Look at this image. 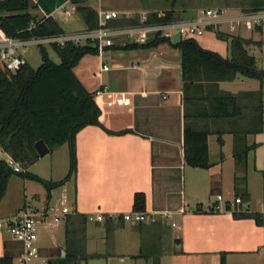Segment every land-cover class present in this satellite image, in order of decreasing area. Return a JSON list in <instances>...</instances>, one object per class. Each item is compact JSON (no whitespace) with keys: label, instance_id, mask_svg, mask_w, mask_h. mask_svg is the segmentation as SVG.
<instances>
[{"label":"crops","instance_id":"crops-1","mask_svg":"<svg viewBox=\"0 0 264 264\" xmlns=\"http://www.w3.org/2000/svg\"><path fill=\"white\" fill-rule=\"evenodd\" d=\"M31 1V13L37 17L52 15L58 21L55 9L70 0ZM102 2L97 0V6H93L86 0L96 11L115 9ZM115 10L140 13L157 9ZM67 19L65 14L61 18L63 22ZM82 28L84 25L78 29ZM242 35L262 40V34ZM73 71L97 97L99 124L85 125L76 132L75 173L50 191L48 202L72 204L69 214L74 222L76 214L105 216L102 221L86 219L85 252L98 255L78 259L77 264H153L156 258L158 264H220V253L224 254L225 264H264V110L262 130L246 135V143L254 146L248 150L244 166L235 162L233 136L226 130V119H194V127L212 130L208 134L210 165L191 166L183 156L180 51L172 42L161 40L145 47L107 46L101 54L83 55ZM245 78L251 77L238 74L219 81L218 86L238 92L258 89L262 84L256 79L254 85ZM216 129H225L221 143ZM228 137L231 148L226 151ZM66 153L63 175L46 179L57 180L65 175L68 148ZM234 176L244 177L248 211L258 212L261 223L250 216H234L232 206L227 209L225 203L236 196ZM21 181L24 190L19 200L11 208L0 209V218L15 214L26 204L40 207L46 203V191L43 199L34 194L32 201H26L27 180L23 177ZM135 192L143 193V210L133 208ZM219 193L222 200L218 204L225 209L212 211L210 204ZM134 211L142 212L143 220L118 218ZM65 222L66 218L48 228L42 225L51 238L50 243H37L45 264L48 260L50 264L64 261ZM174 238L180 239V251L173 250ZM141 250L147 257L139 255ZM21 252V243L0 230V255L14 260Z\"/></svg>","mask_w":264,"mask_h":264},{"label":"trees","instance_id":"trees-1","mask_svg":"<svg viewBox=\"0 0 264 264\" xmlns=\"http://www.w3.org/2000/svg\"><path fill=\"white\" fill-rule=\"evenodd\" d=\"M75 5L84 28H93L98 24L95 8L86 0H70ZM164 10H147L145 22H162L176 18V0H168ZM34 5L31 0H0V32L4 36L28 38L63 32L62 27L52 15L37 17L31 13ZM240 10L257 9L264 6V0H241ZM198 9L180 17H191ZM139 21L138 13L132 16L122 15L108 20L109 24H134ZM217 36L228 40L229 55L223 56L217 51L202 47L194 36H186L174 44L180 51V70L183 100V156L191 166L209 167L208 127H194V119H226V130L232 133V154L237 165L244 166L248 150L254 144L246 143V135L258 133L263 126V100L261 87L255 90L238 92L219 88L218 82L231 80L236 75L264 79V69L259 68L255 56L248 51V45H260L243 35H229L216 32ZM168 41L159 37L149 44H128L124 47L150 46L157 41ZM59 57L54 62L44 46H40V64L32 67L26 60L14 70H9L0 60V144L21 166H28L39 157L34 142L41 138L49 151L66 143L68 148V169L57 180L43 178L27 170L14 171L0 159V200L5 194L7 183L13 173H20L40 182L46 191V203L50 191L62 185L76 169L75 134L85 125L99 124L100 109L94 92L87 90L75 75L73 67L87 53H97L92 42L76 43L67 41L63 45L50 44ZM225 129H216L218 141ZM236 196L242 201L248 199L244 177L234 176ZM227 209L229 208L226 206ZM133 208L144 209L142 192H135ZM236 217H253L261 223L258 212H236ZM75 222L71 214L65 222V264H77L78 259H87L98 254H89L84 248V228L86 216L76 214ZM118 218L122 219L121 216ZM110 234L107 228V237ZM145 256L143 250L139 253ZM9 256L0 255V264H12ZM153 264H158L157 258ZM220 264H225L224 254L220 253Z\"/></svg>","mask_w":264,"mask_h":264},{"label":"built area","instance_id":"built-area-1","mask_svg":"<svg viewBox=\"0 0 264 264\" xmlns=\"http://www.w3.org/2000/svg\"><path fill=\"white\" fill-rule=\"evenodd\" d=\"M64 14L69 16L71 12L64 10ZM135 12L118 11L115 9H100L97 11L98 24L93 28H82L78 30L63 31L47 35L31 36L28 38H18L12 36L0 37V60L9 70H14L25 61L18 46L25 50L27 44H57L63 45L67 41L76 43L92 42L97 46V53L101 54L105 47L119 44H143L147 39V33L152 32L156 38L166 37L171 40L175 32H179L180 38L201 34L205 29H212L215 32H223L229 35H242V31L249 34L264 33V6L251 9L240 10L220 6L203 7L197 10L191 17H180L162 22H145L146 12H140L139 21L134 24H109L108 20L117 19L122 15L132 16ZM106 69L107 65L102 64ZM0 159L4 160L12 170L21 171V165L0 144ZM222 200V195L216 194V201L210 204V210L220 211L225 209L218 204ZM228 206L233 211L244 212L248 210V205L239 196H235L232 202L227 201ZM72 204L64 201H49L40 207L26 205L23 210L15 214L0 218V230H5L9 235L19 241L22 245V252L12 264H45V259L40 260L39 246L36 243L38 224L41 223L48 228L55 223L64 220L72 211ZM234 206V207H233ZM228 208V209H229ZM88 220L102 221L105 216L101 213L88 214ZM123 220L141 221L144 214L139 211L125 212L121 214Z\"/></svg>","mask_w":264,"mask_h":264},{"label":"rangeland","instance_id":"rangeland-1","mask_svg":"<svg viewBox=\"0 0 264 264\" xmlns=\"http://www.w3.org/2000/svg\"><path fill=\"white\" fill-rule=\"evenodd\" d=\"M93 6H97V0H88ZM103 5L107 8L114 7L115 9H149L155 8L157 10H164L168 7V0H102ZM241 0H176V4L174 6L176 11V18H180L181 15H186L190 11L194 9H200L203 7L209 6H220L227 7L231 9H238V4ZM70 10L71 14L68 16L66 22L61 20L64 15V10ZM56 17L58 18L59 24L62 26L63 30H77L78 28L83 26V22L79 19L78 13L72 9L71 1H66L61 6L57 7L54 11ZM66 16V15H65ZM242 34H248L245 31L241 32ZM199 43H201L204 47L217 51L223 56L229 55L228 49V40L224 38H220L217 36L216 32L212 29H205L201 34L194 36ZM261 45L250 44L248 45V51L255 56L257 66L259 68L264 69V33L261 36ZM40 46H44L47 50L49 57L54 62H59V57L48 43L43 44H35L29 43L26 46V49L23 50L22 46H18V51L21 52L22 56L25 60L32 66L37 67L40 64ZM247 82L252 83L254 85L257 84L256 79L245 78ZM262 90V100L264 105V79L262 80V84L259 85ZM66 144L58 147L57 150H50L44 155H41L36 161L31 163L28 166H21L22 171L27 170L31 173L40 175L44 178H48L49 175H63L67 167V153H66ZM231 142L228 137L227 142L224 146V149L230 150ZM225 174V171H224ZM228 174V173H227ZM26 178L25 184V198L26 201H32V197L34 194H37L40 199H43L45 188L44 186L29 177H26L22 174L13 173L8 180L7 191L5 192V196L0 200V209H8L11 208L16 202L19 200L20 194L24 190L22 186V178ZM229 197H233V193L230 192ZM22 199V198H21ZM67 202V201H66ZM70 203H68L69 205ZM28 205V204H26ZM25 207V206H24ZM20 208L19 211L23 210ZM17 211V212H19ZM174 230L175 227H172ZM5 231V230H4ZM8 233L7 231H5ZM38 242L36 243H50L51 238L48 234H46L45 230L42 228V224H38ZM9 234V233H8ZM42 261V258H40ZM213 264V263H212Z\"/></svg>","mask_w":264,"mask_h":264},{"label":"water","instance_id":"water-1","mask_svg":"<svg viewBox=\"0 0 264 264\" xmlns=\"http://www.w3.org/2000/svg\"><path fill=\"white\" fill-rule=\"evenodd\" d=\"M155 39V36L152 32H148L147 33V39L145 41V43L149 44L151 43L153 40ZM180 39V34L179 32H175L172 34L171 36V42L173 44H176ZM95 100H97V97L95 98ZM34 149L36 150V152L38 153L39 156L44 155L45 153L48 152V146L45 144V142L39 138L37 139L34 144ZM180 239L179 238H174L173 240V250L174 251H180ZM64 253V252H63ZM79 263V260H78ZM47 264H50V260L47 261ZM61 264H65V261H63Z\"/></svg>","mask_w":264,"mask_h":264}]
</instances>
